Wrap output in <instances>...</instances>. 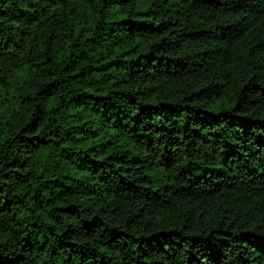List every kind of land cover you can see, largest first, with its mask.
<instances>
[{
    "label": "trees",
    "instance_id": "trees-1",
    "mask_svg": "<svg viewBox=\"0 0 264 264\" xmlns=\"http://www.w3.org/2000/svg\"><path fill=\"white\" fill-rule=\"evenodd\" d=\"M0 264H264V0H0Z\"/></svg>",
    "mask_w": 264,
    "mask_h": 264
}]
</instances>
